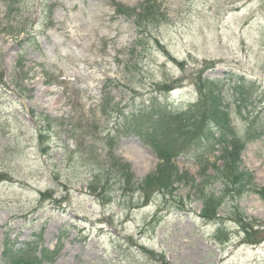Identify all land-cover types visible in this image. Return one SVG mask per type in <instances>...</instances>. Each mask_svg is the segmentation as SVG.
Masks as SVG:
<instances>
[{"label":"rangeland","instance_id":"1","mask_svg":"<svg viewBox=\"0 0 264 264\" xmlns=\"http://www.w3.org/2000/svg\"><path fill=\"white\" fill-rule=\"evenodd\" d=\"M141 2L0 0V264L6 246L31 239L57 250L39 264H264V198L219 184L218 153L198 167L177 157L170 193L148 186L159 159L113 113L155 97L177 113L196 105L228 120L226 106L241 135L252 128L237 147L262 186L264 0L126 11ZM212 79L221 83L214 104L198 97ZM109 151L128 164V182L94 176ZM94 180L110 192L88 190Z\"/></svg>","mask_w":264,"mask_h":264},{"label":"trees","instance_id":"2","mask_svg":"<svg viewBox=\"0 0 264 264\" xmlns=\"http://www.w3.org/2000/svg\"><path fill=\"white\" fill-rule=\"evenodd\" d=\"M156 1L142 0L139 6L126 9V11L131 15H140L142 12L156 15L158 13H156L158 8L156 9L154 6ZM206 84V86L199 85L200 94L198 97H201L203 101L214 104L221 94L220 80H208ZM172 88H174L173 85L162 89V85H160L157 86V91H164L165 93ZM210 89L214 95H208ZM221 104L222 107L223 104L226 105L224 101ZM195 106H190L182 113H177L163 107L156 100H152L151 106H141L139 110L131 115L121 113V108H118V106L117 110L113 112L118 115L121 114L125 119L130 116L127 121L131 120L130 125L136 123L135 127L139 129L138 134L145 139L159 159L154 172L149 175L148 180L145 179V183H149L148 186L157 185L159 191L170 193V187L176 176L178 177V168L174 161L176 157L192 152L196 159L199 158L198 164L202 165L203 160L208 155L212 156L218 153L219 157L224 158L226 162L223 169L217 171V177H215L217 182L229 188L231 193H236L237 196L253 192L264 198V185L258 187L253 181L252 173L241 165L239 155L243 147L240 149L239 145L237 147V143H242V146H244L248 139L245 136H239L231 125L227 107H223V112L228 120L222 117L212 118V109L208 107L203 108L201 112H197L194 110ZM113 113L108 108L103 114L112 115ZM206 117L209 118L206 119ZM97 170L99 172L94 176H98L100 173L108 182L115 179L116 181L117 179L126 180L125 182L129 181L128 164L121 163L120 159L113 156L110 151L104 155L103 164H99ZM98 186L99 189L97 190ZM107 186V183L101 184L94 180V187L88 186L87 188L92 192L98 191V193L104 192L107 194L110 192L106 188ZM209 200L214 205V202L218 200V196L215 197V201ZM219 206L220 204H217L216 208ZM211 211V215H214V208Z\"/></svg>","mask_w":264,"mask_h":264}]
</instances>
